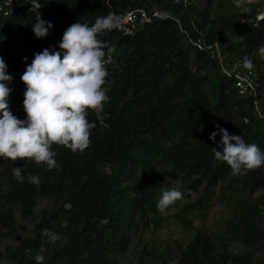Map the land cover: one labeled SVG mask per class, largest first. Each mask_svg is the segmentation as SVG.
I'll use <instances>...</instances> for the list:
<instances>
[{"label": "trees", "instance_id": "obj_1", "mask_svg": "<svg viewBox=\"0 0 264 264\" xmlns=\"http://www.w3.org/2000/svg\"><path fill=\"white\" fill-rule=\"evenodd\" d=\"M35 1L45 13L42 20L52 25L43 42L34 37L36 20L26 2L8 17H0V57L12 77L7 83L9 110L20 120L26 119L21 76L35 54L49 45L59 51L69 26L78 22L91 26L98 17L109 13L120 17L137 9H157L162 18L138 27L131 37L121 29L99 35L116 48L115 63L105 67L104 88L110 100L104 112L110 127H101L90 113L89 121L96 127L88 149L81 153L53 146L59 168L51 171L30 161L0 158V260L3 246L13 264H37V255H43V264H117L116 256L129 244L137 210L154 214L151 225L156 230L162 192L176 188L184 201L177 218L190 228L187 216L202 211L216 188L229 179L237 196L224 236L213 239L196 231L184 247L176 246L172 263L168 247L159 253L155 245H145L135 264H264L254 254L256 249L264 251V166L233 176L213 152L222 151L216 125L264 151V117L256 114L252 99L237 94L217 63L194 50L186 37L193 38L198 31L207 43L217 42L228 58L237 55L243 60L264 53V17L256 20L257 7L249 4L242 11L232 0H193L188 10L174 0ZM256 70L264 116V70ZM214 131L217 135L210 140ZM16 167L25 177L22 184L13 176ZM29 175L40 177L39 186L28 182ZM194 194L197 199L190 201ZM40 198L51 206L11 247L6 240L15 241L19 233L13 212L30 218ZM45 230L67 242L49 243ZM232 240L247 251L231 252Z\"/></svg>", "mask_w": 264, "mask_h": 264}, {"label": "clouds", "instance_id": "obj_2", "mask_svg": "<svg viewBox=\"0 0 264 264\" xmlns=\"http://www.w3.org/2000/svg\"><path fill=\"white\" fill-rule=\"evenodd\" d=\"M51 27L37 15L33 33L37 38H44ZM122 27V20L115 13L98 17L91 26L74 23L64 32L59 51L45 49L35 54L21 76L26 89L23 99L25 120L18 119L9 110L11 89L7 83L12 77L7 74V65L0 57V158L12 163L30 161L37 166H46L49 171L58 170L57 152L53 146L81 153L90 147L92 131L96 127V123L89 121L90 113L101 127H110L105 122L104 112L105 104L110 100L104 88L108 76L105 49L115 53L116 48L109 47L98 37ZM2 41L3 37H0ZM215 127L221 136L222 151L213 149L214 156L229 167L231 175L239 177L264 166V151L255 143H245L240 135H231L219 125ZM216 135V131L212 132L209 139L214 140ZM13 176L18 183L25 182L20 167L13 169ZM28 182L39 186L40 177L29 175ZM181 199L183 193L180 190H165L157 208L163 213ZM43 235L52 244L60 242L62 246L67 242L54 232L45 230ZM35 260L37 264H43L44 257L37 255Z\"/></svg>", "mask_w": 264, "mask_h": 264}, {"label": "rangeland", "instance_id": "obj_3", "mask_svg": "<svg viewBox=\"0 0 264 264\" xmlns=\"http://www.w3.org/2000/svg\"><path fill=\"white\" fill-rule=\"evenodd\" d=\"M232 2L240 7L242 11H246L247 5L252 4L254 7H257L256 20L259 21L257 19L258 16L261 17L259 19L264 17V0H232ZM233 57L237 58V55ZM243 60L254 69L260 71L264 70V53L257 52V54ZM215 191L216 194L202 211H196L187 216L188 221L191 223L190 228H187L186 223L181 222V219L177 218L176 213L182 211L183 200L177 201L173 204L174 206L171 205L163 213L158 211L155 216L160 218L161 223L156 230L153 228L152 231L150 230L152 227L151 219L154 217V214L146 210L144 215H141V212L137 210L132 219L129 244L123 254L116 256L117 264H135L145 245L148 248L155 245L159 253L164 252L165 248L168 247L171 252L168 257V262L172 263L174 262V256L177 254L176 246L180 245L184 247L193 238L196 231H200L213 239L224 236L226 223L233 217V199L237 195L229 179L221 183ZM197 197L198 194L192 195L190 201L196 200ZM50 206L51 202L48 199L40 198L36 208L28 219H23L18 212L14 211L13 216L19 222V233L15 241L6 240V243L11 247L18 245L25 235L40 221L41 211ZM1 250L4 255L0 260V264H13L8 256H6V251L3 246ZM229 250L233 253L247 251V249L236 240L229 242ZM254 254L257 259L264 261L263 250L256 249Z\"/></svg>", "mask_w": 264, "mask_h": 264}, {"label": "built area", "instance_id": "obj_4", "mask_svg": "<svg viewBox=\"0 0 264 264\" xmlns=\"http://www.w3.org/2000/svg\"><path fill=\"white\" fill-rule=\"evenodd\" d=\"M25 2L29 5V10L34 13L35 20L37 15L41 19L45 16L40 4L35 0H0V17H8ZM174 4L183 10H188L193 5V0H174ZM37 5L40 7L37 8ZM120 18L123 25L121 29L123 35L131 37L136 33L138 27L150 23L155 18H162V15L157 9L151 11L137 9L125 12ZM259 18L261 17H257L260 21ZM173 20L177 22L176 19ZM34 37L41 42L44 41V38H37L35 35ZM186 37L194 50L207 53L217 63L221 75L232 81L239 96L252 99L256 114L263 118L258 91L260 86L258 71L241 58H228L217 42L207 43L202 33L198 31L195 37L190 38L188 35ZM46 49L50 52L55 51L52 45H49ZM105 61V67L113 65L115 63L113 54L107 52Z\"/></svg>", "mask_w": 264, "mask_h": 264}, {"label": "water", "instance_id": "obj_5", "mask_svg": "<svg viewBox=\"0 0 264 264\" xmlns=\"http://www.w3.org/2000/svg\"><path fill=\"white\" fill-rule=\"evenodd\" d=\"M153 227L150 228V230L152 231Z\"/></svg>", "mask_w": 264, "mask_h": 264}]
</instances>
